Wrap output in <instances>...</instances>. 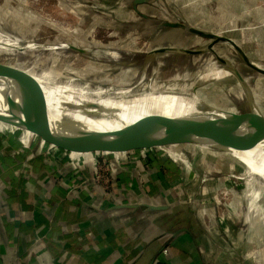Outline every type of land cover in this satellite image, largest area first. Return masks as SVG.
Listing matches in <instances>:
<instances>
[{
  "label": "rangeland",
  "instance_id": "1",
  "mask_svg": "<svg viewBox=\"0 0 264 264\" xmlns=\"http://www.w3.org/2000/svg\"><path fill=\"white\" fill-rule=\"evenodd\" d=\"M81 1L0 0V65L9 64L15 57L5 45L17 43L24 46L22 55L32 58L31 62H36L34 58L38 53L48 56L49 50L71 58L77 55L76 61L64 66L74 78L55 82H67L74 91L83 90L93 97L108 99L112 92L122 88L120 86L132 83L138 86L142 79L150 77L153 68L158 81L165 80L174 87L184 78L183 70L172 72V67L179 62L161 59V66L155 68L158 58L149 53L150 47L159 42L169 45L168 36L178 34L170 30L152 31L153 22L163 19L179 20L184 26L231 39L248 61L264 69V0H154L136 11L125 7L121 0H93L90 7L86 6L88 0ZM28 12H31L30 21L25 17ZM197 39L183 43L190 44L191 49H202L212 41L209 37ZM70 45L87 52L72 53ZM212 48L243 81L240 87L232 88L220 83L219 79H204L203 86L196 90L197 95L204 97L215 112L232 116L250 110L264 119V74L249 66L232 49L230 42L218 41ZM152 56L155 60L145 63V58ZM15 59L23 61L21 56ZM196 70L198 72L183 80L199 77V69ZM137 88L134 87L133 92ZM32 98L40 101L36 93ZM0 121L13 126L8 119ZM152 149H158L167 160L180 163V194L184 195L183 201L188 199L184 205L188 207L192 204L189 200L196 198L200 207L203 205L206 209L204 220L209 226L219 224L216 220L222 221L210 217L209 213H222L223 225H227V215L230 218L237 215L234 226L238 233L234 231L233 241L245 247L242 257L248 264H264V186L246 178L239 167L229 171H207L198 162L199 168L195 169L192 165L194 147L185 142L173 146L176 152H168L162 146ZM219 157L228 160L224 152ZM190 209L197 207L191 205Z\"/></svg>",
  "mask_w": 264,
  "mask_h": 264
},
{
  "label": "crops",
  "instance_id": "2",
  "mask_svg": "<svg viewBox=\"0 0 264 264\" xmlns=\"http://www.w3.org/2000/svg\"><path fill=\"white\" fill-rule=\"evenodd\" d=\"M92 1L86 6L94 4ZM121 1L136 11L154 0ZM25 17L30 21L31 12ZM180 25L179 20L154 21L152 31L178 34L168 36L169 45L159 42L150 47L149 53L160 48L191 49L183 41L205 39ZM12 125L0 121V264H244L245 247L231 237L234 231L238 233L234 226L238 216L231 217L233 220L227 215V225L216 220L219 224L203 232L200 222L207 215L193 214L180 194V163L167 160L158 149L134 163L130 160L143 148L100 150L112 160L116 180L122 188L129 187L130 194L127 198L124 192L119 193L116 204H107L94 196L90 185L83 186L84 199L68 191L63 180L77 184L79 174L72 167L64 170L63 177L56 170L60 165L49 164L43 151L47 144H53L60 150L86 152L82 172L91 175L90 153L94 151L66 149L56 143L76 132L119 130L85 124L54 126L49 127L51 137H45ZM120 153L126 157L117 158ZM40 193L47 211L35 207ZM132 199L138 202L136 206L127 205ZM209 216L219 217L217 212ZM214 243L226 250L215 252Z\"/></svg>",
  "mask_w": 264,
  "mask_h": 264
},
{
  "label": "bare ground",
  "instance_id": "3",
  "mask_svg": "<svg viewBox=\"0 0 264 264\" xmlns=\"http://www.w3.org/2000/svg\"><path fill=\"white\" fill-rule=\"evenodd\" d=\"M68 47L71 51V45ZM23 48L24 46L17 43L5 45V49L12 50L15 57L21 56L23 61L13 57L9 64L0 65V102L8 103L15 109L39 108L56 115L74 113L73 110L82 109L85 106L115 108L120 111V118L126 124L134 123L136 127L154 130H180L179 138L194 147L192 165L195 169L199 168L198 162H201L207 171H229L239 167L246 178L259 183V186H264V138L240 137L236 138L235 144V140L226 135L214 121L208 119L196 103L178 96L167 95L173 89L180 87L188 88L196 93V90L205 83L204 79H219L220 83L233 86L232 88L241 86L232 66L218 64L209 51L192 56L171 52H159L154 55L158 58L155 68L158 65L161 66V59H169L173 63L177 60L179 63L174 64L172 72L183 70V79H186L185 77L191 73L198 72L195 69H199V77L189 78L190 81L182 79L176 82V86L171 87L167 81H158L155 78L156 71L153 68L150 77L142 79L138 86L135 83L127 86L118 85L122 88L112 92L108 99H102L93 97L92 94H87L88 92L83 90L74 91L71 84L67 82L64 84L55 82L61 78H74L71 73L64 70V66L71 61H76L77 55L72 54L73 58H71L55 50H49L48 56H41L38 53L34 58L37 59L36 62H31L29 59L32 58L22 55ZM72 53L77 54L76 51ZM154 56L145 58V63L155 60ZM134 87H138L135 92H133ZM34 93L40 101L33 100ZM199 98L206 104L204 97L199 96ZM140 101H149V105L141 107L138 105ZM219 114L230 117L221 112ZM240 114L247 120L252 119L250 110ZM80 119H82L80 125L109 126L112 130L124 127L123 124L116 122ZM176 145V143L166 144L163 147L168 152H176L173 149ZM234 145H236L235 148ZM222 152L228 157L227 161L219 157ZM254 185L259 187L258 184Z\"/></svg>",
  "mask_w": 264,
  "mask_h": 264
},
{
  "label": "water",
  "instance_id": "4",
  "mask_svg": "<svg viewBox=\"0 0 264 264\" xmlns=\"http://www.w3.org/2000/svg\"><path fill=\"white\" fill-rule=\"evenodd\" d=\"M189 32L197 33L205 38H212V41L205 45L202 49H172V48H160L152 50L150 53L155 55L159 52H171L181 53L183 55H197L209 51L214 55L216 61L223 65H227L228 62L219 57L213 50L212 45L218 41H228L231 46L238 52L241 58L253 69H256L259 73L264 74V69L254 65L244 56L238 45L226 37H221L213 33H205L194 27L184 26ZM73 51L79 53H85L83 49L71 46ZM234 74L238 81L242 84V78H240L237 71L233 68ZM167 95L178 96L183 99H188L202 110V113L210 120L214 121L223 132L235 140L240 137H261L264 138V119L260 118L255 113H252V119L247 120L241 114L228 116H222L219 112H215L208 105L202 102L198 95L193 90L188 88L180 87L175 88ZM32 102V101H31ZM149 101H144L138 104L149 105ZM74 113H62L60 115L50 114L46 110L39 108H20L15 109L8 103L0 102V120L8 119L18 126L24 127L30 131L41 134L45 137H51L49 135V127H68L78 126L82 123V119L85 118L92 121H108L123 124L124 127L119 131H112L106 134L102 133H82L76 132L73 135L63 137L56 144L66 149H76L79 151H121V150H132L140 148H150L155 146H162L173 143H183L179 138L180 130L170 129H148L145 127H136L133 124H126L120 118V111L115 108L105 106H85L82 109L73 110ZM236 145H234V148ZM136 206V205H130Z\"/></svg>",
  "mask_w": 264,
  "mask_h": 264
},
{
  "label": "built area",
  "instance_id": "5",
  "mask_svg": "<svg viewBox=\"0 0 264 264\" xmlns=\"http://www.w3.org/2000/svg\"><path fill=\"white\" fill-rule=\"evenodd\" d=\"M153 151L152 148H143L141 149V152L138 154V156H135L130 162H135L143 159L145 156L149 154V152ZM44 156L48 160L49 164H52V166H58L56 170L59 171L61 175L64 177V170L69 169L73 167V171L79 176L77 177L78 183L73 184L69 182L68 180L64 179L63 183L65 184V187L70 191L73 195H76L77 197L81 198L83 197L84 199V192L83 186L86 185V187H89L90 189H93L92 191L95 192V197L96 195L100 196L103 198L104 203H111V204H116V198L119 193L124 192V195L128 196L129 194V187L128 189L122 188L120 185V182L116 180L115 177V169L113 167L112 160L110 158H107L105 156L104 152L101 151H94L93 153H90L92 155V158H90V161L92 163L91 166V175H84L82 172V161L86 159L88 156V153L86 152H80V153H73L70 151H65V150H60L53 144H47L46 148L43 151ZM90 156V155H89ZM124 158L126 155L124 153H120V155H117V158ZM120 159V158H119ZM126 159V158H125ZM21 176H23L21 174ZM82 182V183H81ZM40 196L36 197V203L37 205L35 206L38 209H41L42 211H47L48 206L45 204L44 199L42 198V193L37 194ZM89 196V195H88ZM90 197V196H89ZM188 198V197H187ZM196 199V198H195ZM195 199L189 200L191 205H195L197 207L196 210H192L193 214H199L201 213L202 216L206 215V209L202 205L200 207L199 201H195ZM188 199L184 200L186 202ZM138 204L135 200L132 199V201L128 202L127 205H135ZM199 205V207H198ZM194 208V207H193ZM218 218L220 220H223L224 216L222 213H218ZM200 227L203 232H207L210 226L208 225V222L202 219L200 222ZM215 247V252L219 251H225V247H222L218 243H214ZM215 254V253H213ZM245 259V258H243ZM247 260V259H245ZM241 261L244 263L245 261L241 259ZM245 264V263H244Z\"/></svg>",
  "mask_w": 264,
  "mask_h": 264
},
{
  "label": "trees",
  "instance_id": "6",
  "mask_svg": "<svg viewBox=\"0 0 264 264\" xmlns=\"http://www.w3.org/2000/svg\"><path fill=\"white\" fill-rule=\"evenodd\" d=\"M106 129H108V128H106Z\"/></svg>",
  "mask_w": 264,
  "mask_h": 264
}]
</instances>
